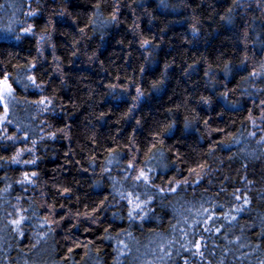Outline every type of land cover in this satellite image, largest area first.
<instances>
[{
	"label": "trees",
	"instance_id": "trees-1",
	"mask_svg": "<svg viewBox=\"0 0 264 264\" xmlns=\"http://www.w3.org/2000/svg\"><path fill=\"white\" fill-rule=\"evenodd\" d=\"M96 2L0 0V71L14 89L6 119L0 105V264H260L264 75L249 72L264 64V0H106L94 15ZM113 4L118 22H110ZM65 9L70 15L59 16ZM145 38L151 44L141 47ZM130 161L151 169L164 191L131 179ZM129 192L149 201L145 220L129 219L120 195ZM234 192L250 204L226 220L222 213L242 203ZM201 206L209 212L197 216ZM18 213L27 217L19 229ZM208 214L216 218L205 224Z\"/></svg>",
	"mask_w": 264,
	"mask_h": 264
},
{
	"label": "snow or ice",
	"instance_id": "snow-or-ice-1",
	"mask_svg": "<svg viewBox=\"0 0 264 264\" xmlns=\"http://www.w3.org/2000/svg\"><path fill=\"white\" fill-rule=\"evenodd\" d=\"M53 2L55 3L56 0H53ZM62 2L66 5H69V6H72V7H75L74 4H72V0H62ZM106 2V0H97L96 4L93 5V8H94V15L96 13L99 12V10L101 9L102 7V4ZM257 2L259 3V0H257ZM232 3H233V6H237L238 5V0H232ZM161 4L163 5V0H161ZM112 8H113V11H112V14H111V17H110V22H118V13L120 11V7L118 4H113L112 5ZM227 14L224 15V16H221L220 19L221 21H224L226 23H230L231 22V13L233 12V8L232 7H229L227 10H226ZM38 14H40L39 12H31L29 13V15L31 16H37ZM59 16L61 17H64V16H69L70 13L65 9V10H62L58 13ZM51 22V21H49ZM33 30V26L30 25L26 28L23 29V31L25 33H31ZM10 31V29H9ZM79 31L81 32V34H83L84 32V29L81 28L79 29ZM192 32L194 35L198 34L199 32V29L196 27L195 24H193L192 26ZM17 39H19L20 37L17 36L16 37ZM42 39H44V37H42ZM141 43V47H146L148 45L151 44V40L145 38V39H142L140 41ZM73 55H75V53H73ZM247 56H245V58L243 60L240 61L241 65H245L246 64V61H247ZM31 68H35V64L31 65L30 66ZM167 67V66H166ZM141 72L144 71V68H141L140 69ZM244 70H247V68L245 67ZM224 71L225 73L227 74L229 71H231L230 67L228 64H225L224 65ZM209 73L208 72H205V75L207 76ZM257 75H264V64H261L260 65V72L258 73L255 69H253L252 71L249 72V76L250 77H255ZM27 81L30 82L33 86H36V87H39V85L36 83V77L33 76V75H29L26 77ZM242 79H247V77H243ZM10 81V77L8 76L7 73H4L2 71H0V104H3V118L6 119L7 118V115H8V100L10 98L14 99L13 97V92H14V89H13V86H12V83L9 82ZM28 84H25V87H27ZM112 88H115L116 85H111ZM153 87H156V85L154 84ZM143 95V93L140 91V89L138 88L137 89V96L134 98L135 100H139L140 97ZM223 98H225V100L227 99V96H228V91H225L223 93L220 94ZM46 102V98H42L41 100L39 101H36L35 103H38V104H44ZM48 103H51V101H47ZM201 102L204 103V104H209L211 101L209 98H206V97H201ZM261 105H264V100H262L261 102ZM234 107V105H233ZM132 109H129V112H131ZM104 113H101V116H103ZM249 119L251 120L252 117L249 116ZM2 122V121H0ZM140 122L137 121V124H139ZM205 127L208 126V121H205ZM254 123V121H253ZM191 124V121H189L187 118H185V128H188ZM173 125H168V127L164 130L165 132H168V131H171ZM59 133L63 134L64 133V129H59L58 130ZM216 131H222V129H216ZM57 135V132H53L51 133V136L53 138H55ZM250 135H255V133H250ZM6 139L8 140H13L15 139V137H6ZM264 139V138H262ZM35 143V142H33ZM153 147H155V145H153ZM21 151L23 150H20L17 152L16 156L12 157V162H19L17 157H19V155L21 154ZM28 151H31L30 149ZM134 159V158H133ZM36 160L33 159V160H28V161H24V163H30V164H36ZM201 172L203 171L204 169V165H198L197 166ZM128 169H131L133 172H135L136 174L131 177V179H133L134 181H141L143 182L145 185H149L151 184V186L153 187H157L159 189V191L163 192L164 189L162 187H159L158 185H154L152 183V178L151 176L149 175V172L151 171V169L145 171V169L143 168H140V169H137L134 165V163L132 161L129 162L128 164ZM189 171L193 174H196V175H200V173L197 172V169L193 168V169H189ZM38 173L37 172H32L31 175H29L28 173H24V181H27V182H32V177H35L37 176ZM174 181H169V185H171ZM175 183H177L178 185L179 184H187L188 183V180L185 179L183 181H175ZM170 191H173L175 192L176 191V188H172L170 187L169 188ZM237 192L239 191L238 189L236 190ZM63 192L64 193H70L71 192V189L70 188H64L63 189ZM122 198H126L127 199V203L129 205V211H128V217L129 219H135L137 216L139 217V219L141 221L145 220V218L148 216V212H146L144 210V206L148 204V200H141L140 196L139 195H135L133 192H129L127 194V196L125 197L124 196V193H121L120 194ZM232 195L234 196L235 200L237 201H242V203L231 209L229 212H226V213H222V216L224 219H230L231 220H235L236 219V216H233L231 215V211H235L236 213H240V212H243L245 210V205H248L250 204V200L248 199L247 196H244V195H236V193H232ZM107 199V197H105V200ZM103 203L104 201H101L100 202V205H101V208L103 207ZM202 208V211H198L196 213L197 216H203L204 213H208L209 210L207 208H203V206H201ZM99 209L97 208H93V213H96L98 212ZM149 211H151L149 209ZM19 215V213H18ZM81 214L77 213V216H79ZM85 219H91L93 223H95V216L89 214V213H84L83 214ZM115 215V214H114ZM216 217L214 216V214H208L206 219H204V223L207 224L209 221H213ZM27 219V217L23 216V215H19V218L18 219H14L11 221V223L13 225H15L17 227V229H19V226L24 222V220ZM47 219V218H46ZM53 223H56L55 221H53ZM199 223V221L193 219V224H197ZM76 225H73V227H75ZM175 228V226H173ZM105 231H107V229H105ZM205 231H211L210 228H205ZM216 232H220V228H216L215 229ZM22 234V233H21ZM130 235V233H129ZM261 235H264V233H261ZM237 240H239V238H237ZM120 243H123L122 241ZM169 246H171L172 242L169 241ZM189 243H191L193 245V247L195 248V252L193 253V255H198L200 256L201 258L204 256V252L201 251L202 247H204V245L202 244L201 240H194V241H190ZM81 245H77V247H80ZM243 247V245H241ZM33 247H35V245H33ZM125 247H127L125 245ZM183 247V245H182ZM69 252L72 251V249H68ZM161 251L164 252L165 255H170L169 252H167L163 247H161ZM161 259H163V257H161ZM185 264H187V261H185ZM220 264H223V261L220 262ZM260 264H264V261H261Z\"/></svg>",
	"mask_w": 264,
	"mask_h": 264
},
{
	"label": "rangeland",
	"instance_id": "rangeland-1",
	"mask_svg": "<svg viewBox=\"0 0 264 264\" xmlns=\"http://www.w3.org/2000/svg\"><path fill=\"white\" fill-rule=\"evenodd\" d=\"M8 101H9V103H10V100H8ZM8 101H7V102H8ZM9 103H8V105H9ZM0 105H2V106H3V104H0Z\"/></svg>",
	"mask_w": 264,
	"mask_h": 264
}]
</instances>
